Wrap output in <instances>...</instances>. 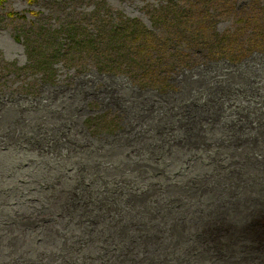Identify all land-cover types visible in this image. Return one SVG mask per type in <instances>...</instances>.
I'll list each match as a JSON object with an SVG mask.
<instances>
[{
    "label": "trees",
    "instance_id": "obj_1",
    "mask_svg": "<svg viewBox=\"0 0 264 264\" xmlns=\"http://www.w3.org/2000/svg\"><path fill=\"white\" fill-rule=\"evenodd\" d=\"M7 1L0 0V4ZM26 1H43L48 13L29 11L38 17L37 21L19 39L28 62L19 65L2 59L0 150L59 153L64 148H88L95 136L112 134L110 139L122 132L128 135L115 139H127L135 149V141L143 137L134 131L136 125L154 121L150 119L162 109L159 120L179 116L176 125L154 127L155 137L164 141L156 148L162 153L190 140L204 141L205 122L217 118L216 111L223 109L225 100L238 99L245 90L258 93L257 80L248 82L251 77H243L242 81L249 84L246 87L237 82H241V67L249 63L254 52L264 55V0H246L241 8H236L237 0H159L157 7L151 6V11L157 13L155 27L122 11L116 13L105 0H95L90 9L79 7L84 0ZM9 16L28 19L27 12ZM220 18L233 22L223 34L216 30ZM220 61L232 68L214 74ZM60 67L69 73L63 80H59ZM206 69L213 71L210 76L207 71L204 74ZM11 73L15 77L29 75L33 80L3 91L2 87L9 86L7 77ZM125 77L133 82L128 90L121 80ZM187 77L195 89L209 90L205 104L179 102L186 99L178 96L188 97L189 90L184 92L182 87ZM177 128L184 131V137L170 136ZM74 133L93 137L91 144L78 143ZM151 146L155 145L148 143L149 150ZM84 170L86 167L80 168ZM104 170L109 173L110 166L97 162L84 175ZM58 184L56 180L48 186L47 200L41 208L17 213L14 225L21 227L19 230L9 236L0 235V246L13 247L16 255L10 264H170L171 254L179 248L201 251V243L211 248L201 235L183 248L182 230L190 226L192 218L180 199L181 204H174V199L167 205L170 214L158 216L148 210V218H159L149 222L141 215L145 197L141 191L125 197L126 188L110 191L100 184L102 188L97 191L82 181L70 188ZM219 219L220 215L200 219L198 227L214 229ZM58 221L69 228L57 231L54 227ZM43 233L50 238L47 240ZM57 239H61L68 256L39 253L38 257L24 259L19 251L23 245H38L41 240L58 246Z\"/></svg>",
    "mask_w": 264,
    "mask_h": 264
},
{
    "label": "rangeland",
    "instance_id": "obj_2",
    "mask_svg": "<svg viewBox=\"0 0 264 264\" xmlns=\"http://www.w3.org/2000/svg\"><path fill=\"white\" fill-rule=\"evenodd\" d=\"M105 1L116 13L122 11L129 17L140 19L149 27H155L157 13L151 11V6L157 7L159 0ZM94 2L95 0H84L78 5L90 9ZM246 4V0H237L236 8ZM29 11L42 12L43 15L48 13L43 1L29 4L26 0H9L0 4V68L5 65L2 59L17 61L19 65L28 62L25 48L19 39H23V32L37 21L38 17L32 16ZM22 12H27V20L9 16L11 13ZM232 23L227 18H220L216 30L223 34L231 28ZM254 54L249 63L241 67V82L237 83L248 86L246 81H242L245 76L251 77L248 82L257 80V95L245 90L238 99L225 100L223 109L216 111L217 118L210 123L205 122L204 141L190 140L192 144L182 143L181 147L171 146L167 151L156 152L159 145H164L163 140L155 137L156 124H163L165 127L168 123L172 126L179 122V116L168 121L159 120L160 109L156 111V117L150 119L154 121L142 122L134 128L135 132L143 136L141 140L135 141V149L127 139H115L128 135L127 132H122L110 139L107 138L112 134H103L100 138L90 137L94 144L84 134L74 133L75 141L83 145L91 144L90 147L72 150L64 148L59 153L55 150L49 154L39 153L22 148L0 150V235L9 236L11 232L19 230L21 227L14 225L17 213L41 208L47 200L48 186L56 180L64 188L82 181L84 184H91L97 191L102 188L100 184L106 185L110 191H115L117 187L126 188L125 197L131 192L141 191L142 198L145 195L144 201H141V215L149 222L159 218H148V210L158 216L170 214L167 205L174 202V199V204H181L179 199L183 201L187 206L186 213L192 218L190 226L182 230L183 248L199 240V235L205 237V242L211 248H205L201 242V251L185 252L179 248L171 254L173 259L170 264H180V261L185 264H264V244L261 242V237H264V55L257 51ZM198 56L203 60L201 54ZM208 57L217 58L214 55ZM216 66L214 74L219 75L225 69L232 68L223 61ZM60 69L59 80H63L69 73L63 67ZM206 71L209 76L213 72L206 69L204 74ZM7 79L9 82L6 86H9L2 87L3 91H8V87H21L33 80V77H15L11 73ZM121 80L127 84V90L133 86L128 77ZM193 85L189 77L183 81L184 92L189 90L188 97L178 96L186 99L179 102L205 104L211 93L207 88L195 89ZM144 94L158 99L150 93ZM220 102L221 100L217 105ZM177 129L176 134L171 133L170 136L184 137V131ZM148 143L155 146H151L149 150ZM165 145L168 146L167 143ZM97 147L101 150L95 151L94 148ZM97 162L108 164L110 172L104 170L100 174L84 175L86 171H92ZM83 166L86 170L81 172L80 168ZM127 189H131L130 192ZM213 215L222 217L220 223L225 224L228 232L222 236L211 235L206 239L205 232L209 233L212 229L201 230L198 220L211 218ZM248 224L252 226L244 235L240 230ZM63 226V222L58 221L54 228L62 232L69 228ZM43 235L47 240L50 238L48 234ZM55 235L58 236L57 233ZM40 242L38 245L25 244L20 247L19 251L24 254V259L38 257L39 253L68 256L61 239L56 240L58 246L49 245L43 240ZM87 254L92 256L90 251ZM15 257L13 247L0 246V264H10Z\"/></svg>",
    "mask_w": 264,
    "mask_h": 264
},
{
    "label": "flooded vegetation",
    "instance_id": "obj_3",
    "mask_svg": "<svg viewBox=\"0 0 264 264\" xmlns=\"http://www.w3.org/2000/svg\"><path fill=\"white\" fill-rule=\"evenodd\" d=\"M220 222L221 221L219 219L218 224L217 223H214V227H215L214 229L211 228L212 230L209 233L205 232L206 239L207 238H210L211 235L222 236L224 234H227L228 231L225 229L226 228L225 224L223 225ZM251 226L252 225H250V224L245 225L243 227V229H241L240 231H243L244 232V235H245L250 230ZM261 242L264 244V240L263 241L261 240ZM247 248H249V246ZM262 249L263 248H261V251H262ZM262 259L264 260V258H262Z\"/></svg>",
    "mask_w": 264,
    "mask_h": 264
},
{
    "label": "bare ground",
    "instance_id": "obj_4",
    "mask_svg": "<svg viewBox=\"0 0 264 264\" xmlns=\"http://www.w3.org/2000/svg\"><path fill=\"white\" fill-rule=\"evenodd\" d=\"M264 234V233H263ZM261 237V236H260ZM261 239H263L264 240V237H261Z\"/></svg>",
    "mask_w": 264,
    "mask_h": 264
}]
</instances>
